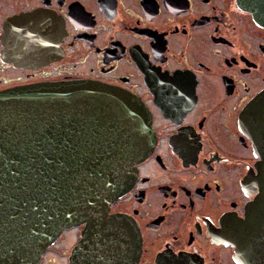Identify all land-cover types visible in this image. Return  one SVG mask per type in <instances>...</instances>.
Segmentation results:
<instances>
[{"label":"flooded vegetation","instance_id":"obj_1","mask_svg":"<svg viewBox=\"0 0 264 264\" xmlns=\"http://www.w3.org/2000/svg\"><path fill=\"white\" fill-rule=\"evenodd\" d=\"M56 82L128 93L150 114L152 151L108 208L138 228L137 264H254L232 234L258 193L240 119L264 90V0H0V92ZM84 224L40 264H71Z\"/></svg>","mask_w":264,"mask_h":264},{"label":"water","instance_id":"obj_2","mask_svg":"<svg viewBox=\"0 0 264 264\" xmlns=\"http://www.w3.org/2000/svg\"><path fill=\"white\" fill-rule=\"evenodd\" d=\"M240 128L257 159L249 186L258 193L232 239L264 264V90ZM154 140L149 112L125 92L59 82L0 92V264H39L63 228L82 222L71 264H137L138 228L108 208Z\"/></svg>","mask_w":264,"mask_h":264},{"label":"snow or ice","instance_id":"obj_3","mask_svg":"<svg viewBox=\"0 0 264 264\" xmlns=\"http://www.w3.org/2000/svg\"><path fill=\"white\" fill-rule=\"evenodd\" d=\"M261 213L264 214V202H262V207H261ZM5 264H7L6 259H3ZM165 264H178V261H176V258H172L169 261H166Z\"/></svg>","mask_w":264,"mask_h":264},{"label":"rangeland","instance_id":"obj_4","mask_svg":"<svg viewBox=\"0 0 264 264\" xmlns=\"http://www.w3.org/2000/svg\"><path fill=\"white\" fill-rule=\"evenodd\" d=\"M60 244H61V243H59L56 247H54V248L52 249V252L57 253V250L59 249V245H60ZM51 261H52V262L54 261L53 257L50 258V261H49L48 257H46V258L43 260V262H42L41 264H50Z\"/></svg>","mask_w":264,"mask_h":264}]
</instances>
